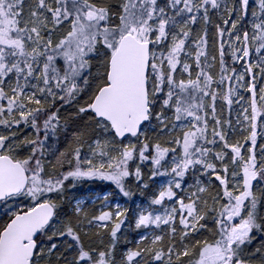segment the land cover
Segmentation results:
<instances>
[{"label": "snow or ice", "instance_id": "snow-or-ice-1", "mask_svg": "<svg viewBox=\"0 0 264 264\" xmlns=\"http://www.w3.org/2000/svg\"><path fill=\"white\" fill-rule=\"evenodd\" d=\"M0 264H264V0H0Z\"/></svg>", "mask_w": 264, "mask_h": 264}]
</instances>
